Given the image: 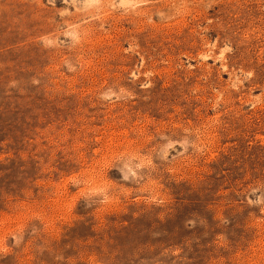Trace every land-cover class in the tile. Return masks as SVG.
<instances>
[{"label":"rangeland","instance_id":"rangeland-1","mask_svg":"<svg viewBox=\"0 0 264 264\" xmlns=\"http://www.w3.org/2000/svg\"><path fill=\"white\" fill-rule=\"evenodd\" d=\"M0 264H264V0H0Z\"/></svg>","mask_w":264,"mask_h":264}]
</instances>
